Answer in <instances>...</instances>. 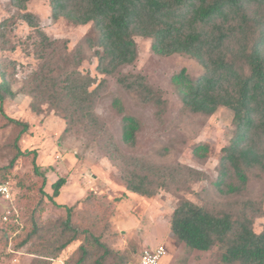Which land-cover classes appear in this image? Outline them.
<instances>
[{
	"label": "trees",
	"instance_id": "16d2710c",
	"mask_svg": "<svg viewBox=\"0 0 264 264\" xmlns=\"http://www.w3.org/2000/svg\"><path fill=\"white\" fill-rule=\"evenodd\" d=\"M29 1L14 0L21 8H26ZM50 4L55 19L64 16L75 24H91L94 31L70 49L67 42L52 41L33 13L24 14L40 39L38 44L50 47L49 53L41 54L43 62L32 72L28 91L40 97L38 102L45 101L61 112L72 127L102 128L95 104L105 80L92 88L96 78L80 70L86 59L97 56L101 72L118 74L124 91L114 96L113 106L123 113L121 139L130 147L136 144L141 121L126 111V94L162 112L167 106L162 91L144 75L122 72L138 57L136 37L151 38L156 54H186L202 64L200 76L183 68L172 76V83L183 108L192 114L208 117L221 106L234 113V136L222 148L217 178L210 180L205 172L180 164L147 168L134 159L127 188L153 197L160 187L185 185L189 190L193 183L208 179V190L223 203L199 204L181 196L171 218L173 235L190 250L210 251L218 245L224 264H264V230L254 229L255 219L264 215V191L250 196L249 189L254 181L264 182V0H50ZM15 95L9 82L1 80L0 108L4 123L20 129L17 144L30 125L8 116L3 109L5 100ZM38 102L33 107L41 109ZM210 149L209 143L200 142L194 146L193 156L206 161ZM17 150L10 166L24 155L19 146ZM32 153L43 197L31 210L30 229L4 223L2 229L12 234L4 232L0 238H20L19 248L30 243L36 248L32 253L39 256L35 264H52L78 241L79 247L65 264H127L124 254L113 249L102 234L76 225L75 206L67 207L55 200L67 178L60 177L51 184L52 194L44 189L47 175L36 162V152ZM9 168L2 170L0 181H7ZM19 185H23L21 180ZM49 202L64 206L66 215L43 222L39 214Z\"/></svg>",
	"mask_w": 264,
	"mask_h": 264
},
{
	"label": "rangeland",
	"instance_id": "374dc122",
	"mask_svg": "<svg viewBox=\"0 0 264 264\" xmlns=\"http://www.w3.org/2000/svg\"><path fill=\"white\" fill-rule=\"evenodd\" d=\"M27 12L37 17L41 29L52 41L67 42L70 49L87 34L94 33L91 24H75L64 16L55 19L50 0H31L26 3V8H21L14 0H0V82L6 79L16 91L14 97L5 100L3 109L8 116L30 125L17 145L20 129L4 123L0 108V174L4 168L11 167L5 175L15 196L13 213L8 220L0 221V235L4 232L12 234L2 229L4 223L17 224L19 228L24 225L25 230L31 228V210L43 197L41 179L34 174V151L37 164L47 175L44 189L52 194L51 184L60 177L67 178L55 200L67 207L75 206L73 219L76 225L102 234L113 249L124 254L127 264H140L145 248L162 244L167 248L163 264H224L218 245L210 251L190 250L171 231L172 214L181 196L199 204L220 206L223 203L208 190V179L193 183L189 190L185 185L160 187L153 197L127 188L134 159H139L147 168H170L180 164L205 172L210 180L217 178L222 148L234 136V113L221 106L208 117L192 114L183 108L172 83V76L183 68L193 76H200L204 71L202 64L186 54H156L151 47V38L136 37L138 57L133 64L123 67L122 72L144 75L152 86L162 91L167 106L162 112L126 94V111L141 121L136 144L130 147L121 139L123 113L113 106L114 96L124 90L118 74H106L98 69L97 56L86 59L80 70L96 78L92 88L105 80L95 104L101 129L83 125L72 127L61 112L45 101L38 102L40 97L29 93L28 80L43 62L41 54L49 53L50 47L38 44V35L24 17ZM96 49L91 50L92 53ZM36 102L41 104V109L33 107ZM200 142L209 143L211 147L206 161L193 156V148ZM17 146L24 155L10 166L18 154ZM249 189L250 196H257L264 191V182L254 181ZM92 195L95 199H91ZM6 207L7 202L0 199V209ZM66 213L64 206L49 202L38 214L43 222H51ZM254 229L256 232L264 230V215L255 219ZM19 242L20 238L16 236L9 240L0 238V264L36 263L39 256L32 253L36 248L30 243L19 248ZM79 245V241L70 245L52 264H65Z\"/></svg>",
	"mask_w": 264,
	"mask_h": 264
},
{
	"label": "built area",
	"instance_id": "2783aa9c",
	"mask_svg": "<svg viewBox=\"0 0 264 264\" xmlns=\"http://www.w3.org/2000/svg\"><path fill=\"white\" fill-rule=\"evenodd\" d=\"M0 199L7 202L5 210L0 209V218L8 220V216L13 212L12 204L15 199L11 184L9 181H0ZM167 256V248L165 245H158L153 248H145L141 252L140 264H163Z\"/></svg>",
	"mask_w": 264,
	"mask_h": 264
}]
</instances>
